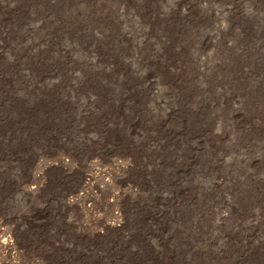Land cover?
Returning a JSON list of instances; mask_svg holds the SVG:
<instances>
[{"label": "rangeland", "instance_id": "rangeland-1", "mask_svg": "<svg viewBox=\"0 0 264 264\" xmlns=\"http://www.w3.org/2000/svg\"><path fill=\"white\" fill-rule=\"evenodd\" d=\"M18 3L0 219L22 263L264 264V0Z\"/></svg>", "mask_w": 264, "mask_h": 264}, {"label": "built area", "instance_id": "built-area-1", "mask_svg": "<svg viewBox=\"0 0 264 264\" xmlns=\"http://www.w3.org/2000/svg\"><path fill=\"white\" fill-rule=\"evenodd\" d=\"M20 255L11 227L0 219V264H25Z\"/></svg>", "mask_w": 264, "mask_h": 264}, {"label": "bare ground", "instance_id": "bare-ground-1", "mask_svg": "<svg viewBox=\"0 0 264 264\" xmlns=\"http://www.w3.org/2000/svg\"><path fill=\"white\" fill-rule=\"evenodd\" d=\"M18 2L19 0L18 1L17 0H0V7H2V11H3V14L0 16V57L2 55V49L6 47L8 37L11 36V34H8L11 32V29L9 30L8 28H6V26L10 28V25H8L6 21L12 18L10 9H14V11L19 9ZM6 77L7 75H4L3 79L6 80Z\"/></svg>", "mask_w": 264, "mask_h": 264}]
</instances>
